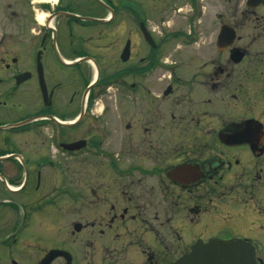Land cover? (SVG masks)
Masks as SVG:
<instances>
[{
	"label": "flooded vegetation",
	"instance_id": "1",
	"mask_svg": "<svg viewBox=\"0 0 264 264\" xmlns=\"http://www.w3.org/2000/svg\"><path fill=\"white\" fill-rule=\"evenodd\" d=\"M230 242L264 264V0H0V264Z\"/></svg>",
	"mask_w": 264,
	"mask_h": 264
},
{
	"label": "water",
	"instance_id": "2",
	"mask_svg": "<svg viewBox=\"0 0 264 264\" xmlns=\"http://www.w3.org/2000/svg\"><path fill=\"white\" fill-rule=\"evenodd\" d=\"M241 243L230 242L219 248L217 254L196 252L178 264H256L254 254L242 247ZM215 251V248L212 249ZM51 260L57 255L50 254Z\"/></svg>",
	"mask_w": 264,
	"mask_h": 264
}]
</instances>
